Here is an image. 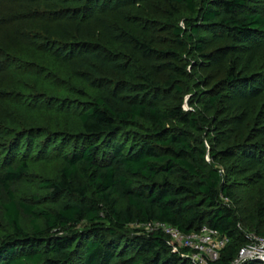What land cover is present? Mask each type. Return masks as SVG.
<instances>
[{
  "label": "trees",
  "instance_id": "1",
  "mask_svg": "<svg viewBox=\"0 0 264 264\" xmlns=\"http://www.w3.org/2000/svg\"><path fill=\"white\" fill-rule=\"evenodd\" d=\"M59 1L0 4V264H193L152 222L226 234L212 264H232L264 238V98L236 140L220 106L264 87V56L221 90L201 71L212 42L264 45L263 0Z\"/></svg>",
  "mask_w": 264,
  "mask_h": 264
},
{
  "label": "rangeland",
  "instance_id": "2",
  "mask_svg": "<svg viewBox=\"0 0 264 264\" xmlns=\"http://www.w3.org/2000/svg\"><path fill=\"white\" fill-rule=\"evenodd\" d=\"M3 1L6 0H0V4ZM9 1L13 2V6L11 7L10 4H5V9H10V8L16 9V7H18V4L22 2V0H9ZM54 2L58 5L60 4L59 0H54ZM28 4L29 2H26V4L23 5V9H25L28 6ZM1 17L3 18L5 16H1ZM230 42L231 41L226 40L224 43H222V45H219V42H212L209 44L208 46L209 58L204 61L203 64L205 67H203L201 71V74H204L205 88L213 87L216 88L217 90H221L222 88L224 89L226 87L223 81L225 80V68L227 67L228 65L227 62L228 60H230V58L231 60L238 62L241 68H244L243 72L245 75L251 76L252 74L256 73V71L260 68V64L262 63V56H264V45L246 46L245 48L242 45H237L235 49L231 51H226L225 48L229 46ZM2 75L3 72L2 69H0V77H2ZM262 88L259 87V91H256L255 94L250 93L247 95H243L241 94V92L237 94L230 90L225 91L226 96L220 106L221 107L220 112L225 117V120L228 122L227 126L230 127L231 131L234 133L233 135L235 136L233 137L234 140H236V135L238 136L240 132L242 131L245 132V130L247 131L246 126H249V124H251L250 123V121L252 120L251 117H253L252 111L256 109L257 103L262 98H264V87ZM247 92H251V91L248 90ZM163 102L173 103L174 95H172L170 98H167L166 100H163ZM184 107L185 109L190 108L187 103H185ZM255 127L256 128L254 133L257 134L258 132H261L262 135L259 136V138L264 139V125L260 126L259 123L257 122V124H255ZM9 139H10L9 137H3V141ZM227 161L231 166V171L236 172V176L238 177V180L241 182L245 181L242 176L252 173L257 167V164H247V161H245L244 159L229 157ZM42 166H43L42 164H38L37 165L38 168L34 169V173H38V171L40 172L44 171L46 167H42ZM52 167L56 168V166H52ZM13 188L15 189L18 197L22 199H29V197H31L30 196L31 193H36L38 190L36 186L29 185L26 183H14ZM256 191L257 190L255 189V187H251L247 193V196L243 195V193L240 192L238 198H241L243 196L248 197L250 194H252V196L254 197ZM5 197L6 195L4 191L0 192V202H3ZM23 220L28 225V220L26 218ZM1 223L4 224V220L0 217V224ZM258 245L259 244H257V246ZM253 248H256V244L254 243L248 249L253 250Z\"/></svg>",
  "mask_w": 264,
  "mask_h": 264
},
{
  "label": "built area",
  "instance_id": "3",
  "mask_svg": "<svg viewBox=\"0 0 264 264\" xmlns=\"http://www.w3.org/2000/svg\"><path fill=\"white\" fill-rule=\"evenodd\" d=\"M144 227L148 231L162 228L169 235L168 242L173 250H186L185 255L192 260L193 264H212L220 258L222 250L230 242L229 236L207 225L189 234L181 232L170 224L160 222H152ZM247 237L249 242L241 248L232 264H244L254 260L264 262V238L255 232L248 233ZM253 243L256 244V248L249 250Z\"/></svg>",
  "mask_w": 264,
  "mask_h": 264
}]
</instances>
